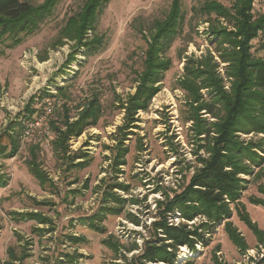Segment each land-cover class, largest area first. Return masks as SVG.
Returning <instances> with one entry per match:
<instances>
[{
	"label": "rangeland",
	"instance_id": "obj_1",
	"mask_svg": "<svg viewBox=\"0 0 264 264\" xmlns=\"http://www.w3.org/2000/svg\"><path fill=\"white\" fill-rule=\"evenodd\" d=\"M26 1L37 6L47 0ZM182 1L186 21L166 51L172 65L148 109L136 113L131 132H126L128 151L125 164H118V169L116 138L122 137L119 126L125 114L121 101L136 91L148 40L155 23L166 17L172 0H107L97 14L94 31L88 34L100 38L96 50L76 49L77 59L70 66L64 64L77 43L72 18L87 0H57L52 14L32 34L0 56V136L30 97L44 91L53 96L36 107L49 104L51 121L60 122L64 115L75 120L95 97L102 109L97 126L68 142L66 155L88 153L84 166L71 164L55 148L53 131L48 139L21 142L14 157H0V173L6 181L0 185V264H137L136 257L152 236L163 203L184 189L201 166V157L208 156L203 147L205 135L198 136L193 122L187 121L188 96L179 80L188 58H200L209 49L213 52L212 36L207 33L208 23L200 20L205 17L193 10L203 0ZM219 1L230 4L229 0ZM254 5L256 15L264 14V0H255ZM263 40L261 33L252 41L255 56H264ZM220 72L225 78L222 67ZM229 86L226 81V88ZM202 117L215 120L208 113ZM240 135L247 141L264 137ZM2 142L6 140L2 138ZM35 144L40 145L38 162L47 174L44 184L29 168ZM78 161L83 159L74 163ZM243 177L248 182L241 190L239 208L231 204L233 215L226 221L243 237L244 247L240 249L231 240L222 222L212 230L206 245H198L195 251L181 247L175 264L188 259L191 263L186 264H257L264 259V205L257 202L264 200V172L256 165L252 175ZM106 191L113 193L109 200ZM103 206L119 207V212H105L102 220H96L102 228L97 230L83 218L104 213ZM242 210L257 224L259 233L243 221ZM13 212H33L48 220L22 219ZM181 220L179 213L169 219L176 224Z\"/></svg>",
	"mask_w": 264,
	"mask_h": 264
},
{
	"label": "trees",
	"instance_id": "obj_2",
	"mask_svg": "<svg viewBox=\"0 0 264 264\" xmlns=\"http://www.w3.org/2000/svg\"><path fill=\"white\" fill-rule=\"evenodd\" d=\"M106 1L87 0L82 11L72 18L73 39L77 43L73 48L74 53L67 57L64 66H70L77 59L76 49L79 51L84 48L88 52L96 50L100 38H90L88 34L94 31L97 14ZM56 2L57 0H47L36 6L26 0H0V56L5 53L6 48L21 44L32 34L39 23L52 14ZM229 2L226 5L219 0H203L201 5L193 8L196 15L205 17L200 20L208 23L207 33L212 36L214 49L213 52L209 49L200 58H188L179 86L188 96L187 121L193 122L198 136L205 135L203 138L206 145L203 147L208 156L201 157V166L190 177L184 189L163 203L157 220L153 223V234L145 240L142 251L136 257L137 264H175L181 247L195 251L198 245H206L212 230L222 222L225 223L231 240L240 249L244 247L243 237L226 220L233 215L231 204L239 208L241 190L248 182L243 175H252L256 165L264 172V155L259 153V150L264 152V137L257 141H247L240 135L264 134V56H255L252 48V41L261 33L264 34V14L254 13L255 0ZM186 14L183 1L172 0L166 17L155 23L147 43L144 69L139 75L136 91L121 101L120 108L125 114L124 123L119 126L122 137L116 138L118 143L114 162L117 169L118 164H125L123 158L128 151L125 147L128 136L126 132H131L129 129L135 122L136 113L148 109L160 89L165 72L172 65L166 51L184 25ZM261 48L264 49V40ZM221 67L225 78H222ZM226 81L230 83L228 89ZM63 89L61 87L62 91ZM206 95L210 96L209 99H206ZM51 96L52 93L48 91L32 95L24 109L10 118L0 136V157H14L18 153L21 143L19 136L24 121L39 115L46 105L36 107V104ZM101 112V104L95 97L80 111L75 120L70 121V117L64 115L60 122L51 121V128L55 133L53 145L66 156L67 161L71 160V164L84 166L83 162L88 153L66 155L68 142L81 136L90 127L97 126ZM203 113L211 114L215 120H207L202 117ZM2 138L6 143L2 142ZM39 148L40 145L37 144L32 146L29 168L44 184L47 174L38 162L36 151ZM77 159L83 161L74 163ZM5 184V176L0 173V185ZM118 186L127 188L120 183ZM261 192L264 193V186L261 187ZM106 194V200L113 196L111 191H106ZM116 200L123 201L122 198ZM257 202L264 205V200ZM118 209L119 207L103 206L104 213L98 212L83 220L91 227L102 230L96 220H102L108 211L118 214ZM176 213L182 219L178 224L169 221ZM13 214L22 219L38 217L44 223L48 220L33 212ZM240 215L255 233H259L257 224L250 220L247 213L242 210ZM196 219L199 221L196 222ZM71 239L75 242L80 240L79 237ZM186 263H191V260L188 259L183 264ZM257 264H264V259Z\"/></svg>",
	"mask_w": 264,
	"mask_h": 264
},
{
	"label": "built area",
	"instance_id": "obj_3",
	"mask_svg": "<svg viewBox=\"0 0 264 264\" xmlns=\"http://www.w3.org/2000/svg\"><path fill=\"white\" fill-rule=\"evenodd\" d=\"M53 114V108L48 104L44 110L36 117L25 120L23 129L19 136L21 142H25L28 139H48L51 137V116Z\"/></svg>",
	"mask_w": 264,
	"mask_h": 264
},
{
	"label": "bare ground",
	"instance_id": "obj_4",
	"mask_svg": "<svg viewBox=\"0 0 264 264\" xmlns=\"http://www.w3.org/2000/svg\"><path fill=\"white\" fill-rule=\"evenodd\" d=\"M183 248H185L184 250H186V247H183Z\"/></svg>",
	"mask_w": 264,
	"mask_h": 264
}]
</instances>
